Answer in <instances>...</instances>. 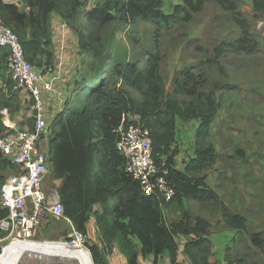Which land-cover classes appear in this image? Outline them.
I'll return each mask as SVG.
<instances>
[{
    "label": "trees",
    "instance_id": "1",
    "mask_svg": "<svg viewBox=\"0 0 264 264\" xmlns=\"http://www.w3.org/2000/svg\"><path fill=\"white\" fill-rule=\"evenodd\" d=\"M181 1L183 5L164 14L163 0H96L90 8L87 0H25L27 11L0 0V18L18 36L30 63L38 55L46 60L52 57V15L58 16L75 34L78 49L87 56L82 62L83 71H76L77 77L65 93L63 109L52 120L51 133L56 124L59 129L50 144L49 169L52 180L60 181L57 194L63 216L85 237L84 243L87 224L94 218L100 247L87 245L93 264H103L114 244L126 264H140L139 255L153 256V264H157L164 253L175 263L178 236L187 239L184 253L192 264H216L208 257L210 225L199 217L192 219L186 210L178 221L166 223L163 211L173 204L182 207L185 200L219 201L216 192L206 185V177L198 176L217 160L214 146L207 139L219 102L213 93L202 91L206 81L191 69L175 75L172 93H167L160 74L161 57L148 50L134 51L117 37L139 23L169 31L179 23L184 5L189 7L181 18L186 23L203 5L202 0ZM215 1L223 10L234 12V22L243 37L214 47L212 57L206 60L210 66H219L225 54L245 49L250 53L245 38L247 27L238 19L235 4L229 0ZM251 5L255 13H264V0H251ZM6 83L5 89L10 92L13 82L9 78ZM130 90L140 94L141 99L135 100ZM19 108V103H0V111L6 109L11 118ZM128 115L137 118L149 131L154 163L168 172L164 177L173 189L169 202L156 194L145 196L139 183L124 172V160L116 151L115 142L122 116ZM1 118L0 115V134L5 131ZM177 120L198 123L193 157L182 170L175 168L177 150L172 148ZM9 167L8 161L0 160V172ZM4 180L0 176V191ZM6 216L7 211L0 206V220ZM224 217L233 229L244 228L242 216L225 213ZM251 238L254 245H260L258 234ZM228 250L226 247L225 264H244L241 259H232Z\"/></svg>",
    "mask_w": 264,
    "mask_h": 264
},
{
    "label": "rangeland",
    "instance_id": "2",
    "mask_svg": "<svg viewBox=\"0 0 264 264\" xmlns=\"http://www.w3.org/2000/svg\"><path fill=\"white\" fill-rule=\"evenodd\" d=\"M13 1L19 10L26 8L25 0ZM202 1L201 10L192 13L187 23L181 20L189 11V7L184 5L178 18L179 23L169 31L153 24L139 23L135 29L124 30L117 37L134 51L148 50L161 57L160 74L165 81L167 93H172L173 77L191 69L205 79L202 91L213 93L219 102V110L212 121L207 139V143L214 146L217 160L211 168L198 174L206 177V185L216 192L219 201L199 203L185 200L182 207L173 204L163 211L166 223L178 221L182 211L186 210L192 219L199 217L210 225L207 238L211 243L208 256L210 262L225 264L223 259L225 248L228 247L232 259H241L244 264H264V13H255L251 0H229L237 8L238 19L246 24L245 38L250 53L245 49L225 54L219 66H210L206 60L212 57L214 47L243 36L240 27L234 22V12L223 10L215 0ZM176 5H183V2L163 0L162 12L171 14ZM65 38L67 41L60 57L54 44L50 48V60L38 55L31 63L36 70L42 69L45 75L49 72L60 75L68 83L67 87H70L73 78L77 77L76 71L82 70V62L87 56L84 57L78 49L76 36L70 29L69 36ZM56 45L58 47L60 42ZM5 54V51L0 50V103H19V111L12 114V118L27 119L26 123L32 125L30 98L15 90L14 83L10 84V92L5 89L6 79H11ZM60 63H63L66 70L59 67ZM63 91L60 93L61 101L64 100ZM130 94L135 100L141 99L140 94L133 90H130ZM47 123L45 136L46 139L48 136L50 147L59 125L56 124L51 133L52 119H48ZM197 125V121H176L177 133L172 148L177 150L175 168L178 170H182L184 164L193 157ZM238 152H242V155ZM11 169L9 167L1 171L0 176L6 179L12 173ZM57 186V181H47V187L53 188L55 192ZM225 213L242 216L245 220L244 228L235 230L229 226ZM253 234L259 235V246L251 241ZM68 237L70 231L66 221L45 214L40 219V228L29 241L64 242ZM86 237L82 248L89 253L92 261L87 245L93 242L88 235ZM91 237L94 238L93 235ZM9 243L0 235V254ZM35 260L31 262L40 264Z\"/></svg>",
    "mask_w": 264,
    "mask_h": 264
},
{
    "label": "built area",
    "instance_id": "3",
    "mask_svg": "<svg viewBox=\"0 0 264 264\" xmlns=\"http://www.w3.org/2000/svg\"><path fill=\"white\" fill-rule=\"evenodd\" d=\"M0 50H5L7 68L14 89L28 96L31 101L32 128L28 123H16L6 109L0 111L5 131L0 134V160L13 168L0 191V206L7 216L0 220V235L4 240H30L40 228V219L48 214L68 224L70 237L64 240L69 248H82L85 237L74 230L63 216V206L53 188L45 183L51 180L50 147L46 133L45 93L54 88L55 76L46 78L43 70H36L26 59L18 36L0 18ZM29 118V117H28ZM127 120L129 122H127ZM115 149L124 160V172L136 180L145 196L156 194L169 202L173 189L167 184L165 169L153 160L149 131L137 118L122 116L116 130Z\"/></svg>",
    "mask_w": 264,
    "mask_h": 264
},
{
    "label": "crops",
    "instance_id": "4",
    "mask_svg": "<svg viewBox=\"0 0 264 264\" xmlns=\"http://www.w3.org/2000/svg\"><path fill=\"white\" fill-rule=\"evenodd\" d=\"M3 3L5 4H14L15 1L13 0H1ZM17 1H21V0H17ZM96 0H87V2H89V4L87 3V8H90L93 3ZM14 2V3H13ZM26 7V5H25ZM27 8V7H26ZM26 8H24L23 11H26ZM51 23H52V39H53V45L55 44L56 48L60 51H58V53H60L59 57L62 54V50H64L65 47V41L64 37H66L65 39H67V37L69 36V29H67V27L65 26L64 22L58 17V16H53L51 19ZM60 42V45L57 47L56 43ZM61 59V58H60ZM61 66L62 69L66 70L63 65V63H60L59 67ZM61 69V70H62ZM41 70V69H39ZM55 76V85L53 90L50 93H45L44 97H45V104H46V118L48 119H52L61 112V110L63 109L64 106V101H61V97H60V93L62 91V89L64 90V96L65 97V92L69 87H67L68 83H65V80L63 77H60V75H54V72H49L46 73V78ZM26 118V117H25ZM27 119L24 118H20V120H16L15 118H13V121L16 123H23L25 122ZM58 182V186L56 187V189L59 187L60 185V181ZM45 186L47 187V183H45ZM48 188V187H47ZM57 191V190H56ZM56 197L59 200V196L56 192ZM95 210H99L98 206H95ZM87 235L89 237V239L92 240L93 244H97L100 247L98 238H97V233H96V227H95V222L94 220H91L89 225L87 226ZM94 236V238H92L91 236ZM178 241V255L176 258V262L175 263H171L169 256L167 253H164L158 260L157 264H192L190 259L185 255L184 253V243L185 240L183 239V237L178 236L177 237ZM138 261L140 264H153L154 262V258L153 256H146V257H142L141 255L138 256ZM103 264H126V260L125 258L118 252L115 244L113 245V248L111 249L109 254H106L103 258Z\"/></svg>",
    "mask_w": 264,
    "mask_h": 264
},
{
    "label": "bare ground",
    "instance_id": "5",
    "mask_svg": "<svg viewBox=\"0 0 264 264\" xmlns=\"http://www.w3.org/2000/svg\"><path fill=\"white\" fill-rule=\"evenodd\" d=\"M33 260L40 264H93L85 249L69 248L63 242L13 240L0 254V264H34Z\"/></svg>",
    "mask_w": 264,
    "mask_h": 264
}]
</instances>
